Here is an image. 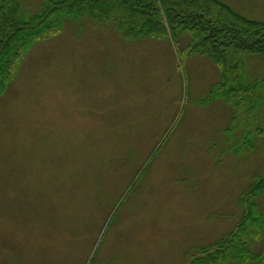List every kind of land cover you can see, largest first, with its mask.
I'll use <instances>...</instances> for the list:
<instances>
[{
    "label": "rangeland",
    "instance_id": "rangeland-1",
    "mask_svg": "<svg viewBox=\"0 0 264 264\" xmlns=\"http://www.w3.org/2000/svg\"><path fill=\"white\" fill-rule=\"evenodd\" d=\"M224 1L264 19V0ZM182 45L83 16L23 53L0 97V264H189L235 226L264 173V80L234 112ZM243 59L264 78V55Z\"/></svg>",
    "mask_w": 264,
    "mask_h": 264
},
{
    "label": "trees",
    "instance_id": "trees-1",
    "mask_svg": "<svg viewBox=\"0 0 264 264\" xmlns=\"http://www.w3.org/2000/svg\"><path fill=\"white\" fill-rule=\"evenodd\" d=\"M83 16L115 20L127 39L166 37L180 51L184 39L189 52H201L220 68L208 98H222L234 112L256 106V88L264 78L247 79L243 56L264 55V19L251 18L224 0H44L28 17L21 14L20 0H0V97L36 38L58 30L67 19ZM240 202L235 226L201 245L189 264H264V173L253 174Z\"/></svg>",
    "mask_w": 264,
    "mask_h": 264
}]
</instances>
